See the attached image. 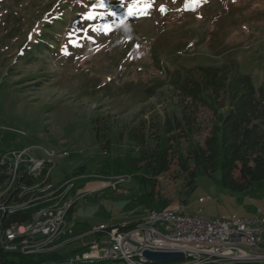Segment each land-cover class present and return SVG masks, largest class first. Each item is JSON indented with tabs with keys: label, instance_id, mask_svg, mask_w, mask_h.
<instances>
[{
	"label": "rangeland",
	"instance_id": "374dc122",
	"mask_svg": "<svg viewBox=\"0 0 264 264\" xmlns=\"http://www.w3.org/2000/svg\"><path fill=\"white\" fill-rule=\"evenodd\" d=\"M99 2L0 0V159L14 160L6 152L29 148L31 155L53 160L39 182L47 183L44 190L29 181L31 188L9 195L13 202L31 200L26 207L32 209L30 223L44 220L38 209L43 204L64 215L59 234L36 238L29 230L15 239L3 233L2 248L58 251L71 262L91 246H107L108 237L93 231L95 226L143 221L150 210L175 202L184 204L188 214L206 219L264 216V181L234 191L223 185L221 171L197 170L190 183L177 160L185 140L170 168L158 177L151 201V186L136 177L142 173L132 174L123 166L133 143L127 134L120 137L138 119L163 123L180 117L176 93L168 84L175 70L234 61L260 85L264 0H103L105 7L94 8ZM189 3L191 11L186 9ZM133 5L141 11L129 15ZM89 12L96 13L93 19H88ZM200 114L204 130L197 139L202 141L210 113L201 108ZM96 118L112 123L109 156L96 140ZM11 163L0 174L5 176L2 192L8 186L6 175L14 169ZM205 196L209 199L199 202ZM35 212L41 215L35 217ZM17 239L25 241L19 244Z\"/></svg>",
	"mask_w": 264,
	"mask_h": 264
},
{
	"label": "trees",
	"instance_id": "16d2710c",
	"mask_svg": "<svg viewBox=\"0 0 264 264\" xmlns=\"http://www.w3.org/2000/svg\"><path fill=\"white\" fill-rule=\"evenodd\" d=\"M168 84L176 93L180 117L163 123L138 119L120 132V137L127 134L133 143L126 152L123 166L132 174L142 173L136 177L141 184L151 186L148 198L154 194L158 177L170 168L181 140H185L187 146L177 156L178 165L180 170L188 172L190 183L194 182L197 170L208 174L221 171L223 185L234 191L263 182L264 81L256 85L250 74L243 73L239 64L231 61L221 65H198L183 72L175 70ZM201 108L209 110L210 121L205 127L207 133L199 141L197 135L204 130ZM92 124L100 150L111 155L112 123L96 118ZM4 180L5 176H1L0 184ZM0 202L10 205L13 200L9 194L2 196L0 191ZM9 212L8 208L0 210V236L11 227L27 223L32 209ZM67 259L66 254L58 251L35 254L5 250L0 242V264H66ZM75 261L70 264H108L106 258ZM213 264H264V260Z\"/></svg>",
	"mask_w": 264,
	"mask_h": 264
},
{
	"label": "built area",
	"instance_id": "2783aa9c",
	"mask_svg": "<svg viewBox=\"0 0 264 264\" xmlns=\"http://www.w3.org/2000/svg\"><path fill=\"white\" fill-rule=\"evenodd\" d=\"M6 154L14 155V161L18 165L17 179L21 180V187L14 190L12 196L20 193L24 180L38 177L49 160L31 155L29 148L14 149ZM7 168L6 159H0V174H3ZM63 216L59 214L57 218L41 220L40 227L31 226L23 230H36V236L48 238L49 232H52L54 227H61ZM19 232H7L6 234L16 236ZM116 232H119V228L107 229L105 237L115 235ZM145 249L181 251L186 254L185 260L169 264H203V257L256 256V258H264V218L257 215L252 218L206 219L199 213L174 212L168 218L157 216L151 221V227H141V229L133 227V233L123 234V240L118 247L102 248L100 244H96L94 247L91 246L88 253L78 254V257L125 252V260L122 264H138L134 263V256L142 255ZM66 263H70V259ZM145 264L154 263L147 261Z\"/></svg>",
	"mask_w": 264,
	"mask_h": 264
},
{
	"label": "bare ground",
	"instance_id": "6f19581e",
	"mask_svg": "<svg viewBox=\"0 0 264 264\" xmlns=\"http://www.w3.org/2000/svg\"><path fill=\"white\" fill-rule=\"evenodd\" d=\"M14 163V169L13 172L10 171L9 174H7L6 176L8 177V181H7V188H6V192H2V196L3 195H8L11 191L14 192V190H16L17 188H20L21 187V180H18V165L16 164V162L14 160H6V163L8 162H11ZM53 160H48L47 161V164L44 165V169L43 171H41L38 175V177L36 178H32V179H29V181H37L38 183L41 182L40 179L41 178H45L44 176V173L45 172H49L50 169H51V164H52ZM11 163V164H12ZM13 165V164H12ZM47 172V173H48ZM47 183H39L38 184V187L42 186V189L43 187H45ZM32 184L30 183H26V180H24L22 182V189H24L25 187L28 189L29 187L31 188ZM5 188V186H4ZM44 190V189H43ZM42 190V191H43ZM12 192V193H13ZM36 192V191H35ZM41 192V191H40ZM32 193V192H31ZM32 195H35L34 194V191L32 193ZM209 199V198H208ZM207 200V198H203L201 197L199 199V202L203 203ZM31 201V200H30ZM30 201L29 200H24V201H14L13 203H18V206H13V204H10V205H6L5 203H1L0 205V210H3V209H9L10 212H13V211H16L18 209H22V210H25L26 207L28 205H31L30 204ZM73 201H71V203L68 204L66 210L69 208L70 209V205H72ZM4 206V207H3ZM63 206V205H62ZM61 206V207H62ZM41 207L43 208H38L39 211H42L43 210V213H42V218L43 219H47L48 216L50 215H59L60 212H56V213H53L54 212V208L53 206H49L47 204H43ZM44 207H48V209H45ZM66 207V206H64ZM68 211V210H67ZM5 212V211H4ZM9 212V213H10ZM174 212H186V207L184 204H177L173 207H170V208H167V209H162V210H150L148 215L146 216V218L143 220V221H137V222H134L135 224L133 226H131L130 224L128 223H123L121 226H116V228H119V232H116L115 235H110L107 240H108V243H107V246H102V248H111V247H118L119 243L123 240V234H127V233H133V227L134 229H141V227H151V221H153L154 219L157 218V216H159V218H168V216L171 215V213H174ZM68 213V212H66ZM34 215V214H33ZM41 214L38 215V212L36 213L35 212V217L37 216H40ZM62 215V214H61ZM67 215V214H66ZM32 218V217H31ZM41 218V219H42ZM50 218V217H49ZM260 218H264V216H260ZM39 219V218H37ZM37 221V220H36ZM32 222L30 223V221H28L27 223L23 224V225H20V226H14V227H11L9 229H7L5 231L4 234H6L7 232H13V229H19V232L18 235L16 234V236H24L26 235L25 233H28L27 231L29 230H23V228H27V227H34L33 225L35 224L37 227H40L41 226V222L40 224H38V222ZM66 223V222H65ZM63 225V223H62ZM61 225V227H62ZM130 225V226H129ZM61 227H54L52 229V232H49V235L52 236L54 234H59L57 231L62 229ZM107 229H111L108 225H98L97 227L94 228L93 231L95 232H104L106 233L107 232ZM63 230V229H62ZM35 233H36V230H34ZM61 231V230H60ZM59 231V232H60ZM30 233V232H29ZM28 233V234H29ZM33 234V232H32ZM31 234V235H32ZM8 235V234H7ZM4 236V235H3ZM5 237V236H4ZM9 237V236H8ZM11 237H14V236H11ZM41 237V236H40ZM15 238V237H14ZM13 238V239H14ZM21 238V237H20ZM37 238V236H36ZM52 238V237H51ZM16 239V238H15ZM26 239V238H25ZM24 240H20V239H17L16 241H18V243L21 241L24 243ZM33 239V237H32ZM35 239V238H34ZM9 240V239H8ZM5 241V240H4ZM27 241V240H26ZM38 241V240H37ZM15 243V241H13ZM32 242V241H31ZM35 242V241H34ZM16 243V244H18ZM20 244V243H19ZM9 246V245H8ZM16 246V245H15ZM13 247V246H12ZM31 247V246H30ZM24 248V247H23ZM22 248V250H23ZM28 248V247H27ZM6 249V248H5ZM8 249V248H7ZM11 249V248H10ZM14 249V248H12ZM17 249V248H16ZM15 249V250H16ZM33 249V248H32ZM25 250V249H24ZM38 250V249H37ZM31 253V252H30ZM102 258L101 259H105L108 260L110 259L111 261H114V262H118V264H122L123 261L125 260V252H111V253H108V255H101ZM75 260H78V261H81L82 260V257H76L74 259L71 260V262L75 261ZM250 260H264V258H256V256H237V257H231V258H222V257H203V264H213V263H217V262H233V261H250ZM76 261V262H78ZM70 262V263H71ZM69 263V264H70ZM134 263H138V264H145L147 263V261L142 257V255H137V256H134Z\"/></svg>",
	"mask_w": 264,
	"mask_h": 264
},
{
	"label": "water",
	"instance_id": "95a60500",
	"mask_svg": "<svg viewBox=\"0 0 264 264\" xmlns=\"http://www.w3.org/2000/svg\"><path fill=\"white\" fill-rule=\"evenodd\" d=\"M190 5L188 6V10L192 9V4ZM142 257L146 261L154 264H169L187 258L186 254L181 251H155L150 249H145L142 252Z\"/></svg>",
	"mask_w": 264,
	"mask_h": 264
},
{
	"label": "snow or ice",
	"instance_id": "6c2138e0",
	"mask_svg": "<svg viewBox=\"0 0 264 264\" xmlns=\"http://www.w3.org/2000/svg\"><path fill=\"white\" fill-rule=\"evenodd\" d=\"M97 6H99V7H105L103 0H100L99 4L98 5H94L93 7L95 8ZM188 6H191V5H188ZM138 11H141L139 5L130 6V8H129V15L135 14ZM161 11H164L163 6L161 7ZM95 15H96V13L89 12L88 19H93Z\"/></svg>",
	"mask_w": 264,
	"mask_h": 264
}]
</instances>
